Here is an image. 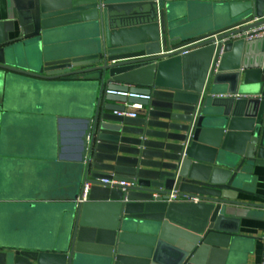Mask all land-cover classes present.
<instances>
[{
  "label": "water",
  "instance_id": "95a60500",
  "mask_svg": "<svg viewBox=\"0 0 264 264\" xmlns=\"http://www.w3.org/2000/svg\"><path fill=\"white\" fill-rule=\"evenodd\" d=\"M193 5L205 22L185 19ZM261 27L264 0H15L0 21L1 103L24 101L10 95L20 80L80 82L54 108L60 130L78 129L60 159L79 176L69 202L13 204L60 210L54 251H0V264H211L261 207L242 199L264 169V39L230 40ZM135 104L136 118L121 115ZM173 191L200 202L169 203Z\"/></svg>",
  "mask_w": 264,
  "mask_h": 264
},
{
  "label": "crops",
  "instance_id": "0c3cea01",
  "mask_svg": "<svg viewBox=\"0 0 264 264\" xmlns=\"http://www.w3.org/2000/svg\"><path fill=\"white\" fill-rule=\"evenodd\" d=\"M14 6L15 0H0V21L7 19ZM208 14V7L193 5L191 14L186 13L185 19L189 23H203ZM80 39L72 37L65 42L72 44ZM243 56H246V51ZM18 82V88L11 90L10 95L21 96L23 102L6 105L1 101H7V97H0V251L50 252L54 251L53 242L62 232V226L59 224V228L57 223L60 210L54 205L22 214L13 208V204H58L69 202L73 196L72 187L79 175L69 158L75 154L74 137L78 129L73 124H65L60 130L57 122L60 115L54 113V108L76 101V88H82V84L65 83L41 89V84H36L39 88L34 87L28 80ZM62 116L68 118L72 115ZM62 148L69 159L67 161L60 159ZM257 174H260L256 191L258 197H243L242 200L261 207L248 208V216L235 224L238 233L229 241L227 248H214L211 264H261L264 247V169L258 170Z\"/></svg>",
  "mask_w": 264,
  "mask_h": 264
},
{
  "label": "built area",
  "instance_id": "2783aa9c",
  "mask_svg": "<svg viewBox=\"0 0 264 264\" xmlns=\"http://www.w3.org/2000/svg\"><path fill=\"white\" fill-rule=\"evenodd\" d=\"M240 39H245L247 42H253V41H257V40H262V39H264V27L256 29V30H254L252 32H247V33L235 35V36H232L230 38V40H232V41L240 40ZM201 42H204V41L194 42V43H191V44L186 45L184 47H181L179 49L170 50V51H168V53H174V52L180 51L181 54H186V53L189 52V50H188L189 48L194 47V46L198 45ZM219 61H220V58H218V60H217V65L219 64ZM119 95L127 96V97H130V98L143 99V100H149L150 99L149 96L136 95V94H121L120 93ZM128 108H129V111L121 114L122 116L136 118L137 117V112L140 111V110H143V106L142 105H138V104L128 106ZM104 183H108V182L104 181ZM111 184H113V185L120 184L122 186L125 185L124 183H116V182H112ZM90 188H91V186L89 184H87V186L85 187L84 194L82 195V198H79V202L85 203V202L88 201ZM177 201H184V202L185 201H187V202H191L192 201L194 203H199L200 202V200L197 199V198L191 199V198H188V197H185V196H180V194L178 192L173 191L170 194V196H169L168 202L169 203H174V202H177ZM263 241H264V239H263ZM261 264H264V247H263V255H262Z\"/></svg>",
  "mask_w": 264,
  "mask_h": 264
},
{
  "label": "rangeland",
  "instance_id": "374dc122",
  "mask_svg": "<svg viewBox=\"0 0 264 264\" xmlns=\"http://www.w3.org/2000/svg\"><path fill=\"white\" fill-rule=\"evenodd\" d=\"M63 220H65V217L63 214H61L59 219H57V223H58L59 228H60V225L63 226Z\"/></svg>",
  "mask_w": 264,
  "mask_h": 264
}]
</instances>
